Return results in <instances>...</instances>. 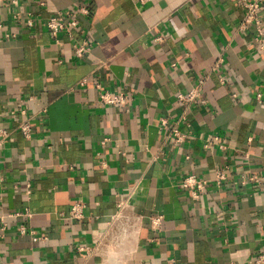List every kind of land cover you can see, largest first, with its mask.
Listing matches in <instances>:
<instances>
[{
  "label": "crops",
  "instance_id": "0c3cea01",
  "mask_svg": "<svg viewBox=\"0 0 264 264\" xmlns=\"http://www.w3.org/2000/svg\"><path fill=\"white\" fill-rule=\"evenodd\" d=\"M82 4L92 12L73 37L52 38L46 19ZM260 15L264 21V7ZM243 16L239 0L0 4V127L8 132L0 145V213L32 212L0 225V264H257L264 51L240 30ZM158 35L163 42L154 41ZM83 38L91 50L79 58L74 48ZM203 75L207 102L183 120L177 93ZM100 90L124 91L128 104H103ZM22 109L31 139L18 128ZM174 126L186 133L182 144L171 139ZM223 166L227 179L219 184L214 172ZM188 174L207 180L197 200L179 187ZM75 199L86 205L81 220L68 217ZM122 200L130 205L96 245ZM154 215L163 217L160 229L151 226ZM22 225L34 234H21Z\"/></svg>",
  "mask_w": 264,
  "mask_h": 264
},
{
  "label": "built area",
  "instance_id": "2783aa9c",
  "mask_svg": "<svg viewBox=\"0 0 264 264\" xmlns=\"http://www.w3.org/2000/svg\"><path fill=\"white\" fill-rule=\"evenodd\" d=\"M151 0H141L142 3L148 2ZM4 0H0V4H2ZM240 5L244 9V16L240 23V30L250 33L251 39L255 46L264 51V21L261 18L260 12L264 7V0H239ZM44 4V2H41ZM92 10L89 6L82 4L76 9H72L66 13L58 12L53 15H50L46 21L45 26L47 31L50 33L51 37L57 39L58 35L61 33H65L70 37H73L74 32L80 28V19L82 17H87L91 14ZM34 21L33 18H29L27 20L28 26H33ZM156 42H163L164 37L162 35H158L154 38ZM75 53L79 58H85L91 50V43L88 38H83L79 43L75 44ZM219 66V63L215 65L213 70ZM208 75H203L199 78L197 83L190 87L187 91H180L177 93V99L179 102L183 103L186 108L184 113L182 114V119L187 120L186 113L195 105H205L206 99L202 97V90L207 79ZM88 82V78L85 77L79 82V86H84ZM224 83V81H222ZM96 87L101 88L99 83H95ZM71 91L75 90L70 89ZM232 96H236V94H232ZM130 96L124 91H119L117 93H111L109 91L100 90L99 101L103 104L107 105H119L125 106L128 104ZM21 114L23 118L18 123V128L23 134V136L27 139H31L33 135V127L31 120L28 116L26 109H22ZM167 119H162L161 126L165 128L167 126ZM8 135L6 129L0 127V145L3 142V139ZM171 139L176 144H182L186 139V133L181 130L178 126H174L171 129ZM215 140H218V136H214ZM214 177L217 183L221 184L227 179V167H219L215 169ZM179 187L185 191H188L191 197L194 200L200 198L201 194L207 187V180L202 177H198L195 174H188L184 176L179 181ZM26 192L27 195L30 196L32 193V186L30 183L26 184ZM1 198V196H0ZM130 205L128 200H122L117 203L116 213L111 217V220L108 222L105 229H103L96 238V245H100L106 241V237L109 234V230L113 227L114 223L119 221L123 215L127 207ZM85 202L82 199H75L73 204L71 205L68 217L71 220H81L84 218L85 214ZM31 218L32 212L28 207L23 209H17L13 211H7L4 213H0V225L2 229H5L8 224V219L11 218ZM162 215H154L150 218V223L152 228L160 229L162 226ZM34 234V231H27L26 225H22L20 229L21 234L25 233ZM37 239V237H35ZM46 239V238H45ZM78 251H85L88 254L93 252V248L89 246H80L78 247ZM255 262L257 264H264V253H260Z\"/></svg>",
  "mask_w": 264,
  "mask_h": 264
}]
</instances>
